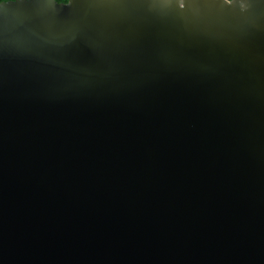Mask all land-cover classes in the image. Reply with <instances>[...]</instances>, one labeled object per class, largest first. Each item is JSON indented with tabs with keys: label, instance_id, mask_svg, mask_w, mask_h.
<instances>
[{
	"label": "water",
	"instance_id": "water-1",
	"mask_svg": "<svg viewBox=\"0 0 264 264\" xmlns=\"http://www.w3.org/2000/svg\"><path fill=\"white\" fill-rule=\"evenodd\" d=\"M0 264H264V0L0 1Z\"/></svg>",
	"mask_w": 264,
	"mask_h": 264
},
{
	"label": "trees",
	"instance_id": "trees-1",
	"mask_svg": "<svg viewBox=\"0 0 264 264\" xmlns=\"http://www.w3.org/2000/svg\"><path fill=\"white\" fill-rule=\"evenodd\" d=\"M0 1H5V0H0ZM59 2H66L67 0H57Z\"/></svg>",
	"mask_w": 264,
	"mask_h": 264
}]
</instances>
